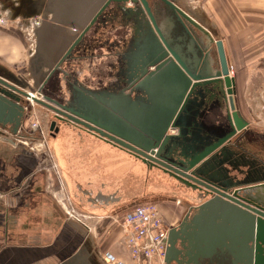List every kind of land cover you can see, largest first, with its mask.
<instances>
[{
    "label": "crops",
    "instance_id": "0c3cea01",
    "mask_svg": "<svg viewBox=\"0 0 264 264\" xmlns=\"http://www.w3.org/2000/svg\"><path fill=\"white\" fill-rule=\"evenodd\" d=\"M148 1L153 10L155 0ZM102 2L106 3V0H49L32 3L34 9L40 6L42 12L47 8V12L53 15V20L45 23L43 32L39 35L38 54L36 56L34 52V59L30 61V81L27 79L30 86L32 73L52 71V67L48 69V64H55L54 59L60 53L57 50L64 47V40L72 35L69 17L71 12L82 9L86 3V6L100 7ZM177 6L199 23L179 4ZM163 15L162 8H158L156 21L162 20ZM100 19L98 25L91 27L69 58L60 65L62 73L72 75L71 80L78 72L76 79L94 90L112 88L118 73L136 72L154 56L153 51L149 52L145 36L140 33L134 20L127 15H118L114 4L107 7ZM196 34L203 37L200 33ZM209 34L216 42L211 32ZM240 41V38L239 41L233 38L231 41L224 39L222 43L228 71L231 72V66L237 74L235 79L231 77L235 109L247 124V129L230 137L231 127L227 122L228 109L225 103L207 95L214 93L211 87L200 88L198 91L196 88L188 99L185 110L178 116L176 127L173 129L170 126L166 131L170 141L166 145L164 157L170 161H191L207 148L226 138V142L230 141L233 146V151L246 153L248 159H251L248 155L253 156L258 161V166L260 164L264 167V128L261 126L264 120V84H261L264 80V48L259 51L260 56H248ZM36 46L35 44L37 49ZM55 51L58 54H55ZM0 61L4 65L14 67L11 60L2 58ZM153 70L154 68L149 69L150 72ZM52 73L42 83L38 95L61 104L67 79L65 81V77L57 71ZM160 73L156 77H159L158 87L160 82L164 83L166 71L162 70ZM111 104L117 105L118 101ZM136 104L144 106L146 115L143 124H147L148 102L141 101ZM142 127L144 131L147 125ZM3 128L8 130L9 127ZM28 130H32L29 125L26 134L31 135ZM16 136H23L22 129L18 130ZM38 146L40 145H37L39 154H32L8 139L0 140V194H3L0 197L4 200V203L0 201V264H131L130 256L123 249L121 231L116 227L107 237L104 236L115 226L112 218L119 215V209L120 212L130 211L137 203L150 199L153 195L161 196L162 193H151H156L161 187L170 190L165 176L158 170H150L124 150L84 130L64 129L51 136L46 146L50 155L45 154ZM173 152L178 155H173ZM257 154H261V157ZM106 163L110 167L106 168ZM115 167L124 168V174L116 176ZM128 180L133 181L128 184ZM26 181V192H13L19 190ZM62 182L67 186L69 194H77L86 202L83 206L79 205V211L103 217L96 226V232L105 230L99 238L103 239L100 244L95 242V237L89 238L81 229L73 227L74 224L65 219L53 199L54 197L59 201L53 188L63 184ZM47 185L52 188L53 197L45 191ZM184 188H175V191L193 193L192 190ZM128 191L131 195H126ZM163 194L170 195L166 191ZM172 195L183 200V196L178 193ZM95 200L102 204L93 206L92 201L96 202ZM173 203H159L158 209L168 224L176 226L186 216V212L179 204ZM222 225V248H234V258L241 260L240 263L243 264L245 252L240 242L243 226L233 227L239 244L238 241L231 243L229 240V228H232L230 224L224 222Z\"/></svg>",
    "mask_w": 264,
    "mask_h": 264
},
{
    "label": "water",
    "instance_id": "95a60500",
    "mask_svg": "<svg viewBox=\"0 0 264 264\" xmlns=\"http://www.w3.org/2000/svg\"><path fill=\"white\" fill-rule=\"evenodd\" d=\"M176 1L155 0L152 10L148 0H133V3L137 4L136 8L127 7V0H106V3L102 2L100 7L86 6L88 5L86 3L82 9L72 11L69 17L73 33L64 40L66 41L64 47L57 50L60 53L54 59L55 64H48V69L52 67V71L63 75L65 81L68 76L60 71V65L69 58L73 49L82 42L91 27L94 24L98 25L104 11L112 4L121 8L125 15L134 20L140 33L145 36L149 52L153 51L154 56H151L147 60L149 62L136 72H130L127 76L125 74V78L128 79L121 82L125 85L124 89L119 90L120 88L115 86L114 89L94 90L82 84L71 90L68 94L69 102L63 106L49 98L38 97L42 86L38 79L33 81L34 87H31L27 81L0 70V126L10 127V133L16 136L22 120L31 115L32 105L35 104L52 112L58 116L57 118L80 126L111 142L114 146L130 152L150 170L158 169L207 196L198 207L191 208L184 218L187 228L197 229L200 236L197 239L198 246L207 247L206 254L201 255L203 258L207 256L210 258L221 250L219 248H222L223 243V236L221 237L223 227L220 226L227 222L232 227L229 228L231 243H237L239 239L234 232V225L243 226L240 241L245 252L243 264H264V167L260 164L258 166L256 160L247 159L244 153L233 151L231 149L233 146L230 141L226 142V138L207 148L191 161L175 163L164 157L166 145L170 141L166 131L170 126L173 129L176 127L178 116L185 110V105L196 88L198 91L200 88L211 87L215 93H220L218 102H224L228 109L230 137L247 129V124L235 109L232 79L228 75L223 43L218 40L215 42L205 28L178 8ZM158 8H162L164 15L163 19L157 22L154 13H157ZM36 11L39 14L42 8L38 6ZM95 13L96 16L93 18ZM79 19L81 20L78 21ZM44 26L45 23L39 22L34 32L36 38L38 37L36 56L40 45L39 35L43 32ZM196 33H200L203 37ZM57 51L55 54H58ZM150 68L154 70L150 72ZM162 70L166 71L165 76L173 86L175 85L171 88L173 99L171 98L169 104L165 105L162 102V106L156 108L149 97L141 94L146 91L145 84L154 81ZM52 71L44 75V80L53 74ZM133 94L134 96L131 97ZM108 95L112 98L128 99L133 104L147 101V124L142 123L147 125L144 131H142L144 126H137L138 121L133 117H129L124 123H119L114 118L104 116L100 111L91 110L88 107L89 102L85 103L86 100ZM165 100L166 98L162 101ZM150 104L153 107L149 106ZM173 155L178 154L173 152ZM231 172H236L243 179L238 180L231 176ZM191 212L194 214L189 217ZM177 229L181 230L180 226L172 228L170 233L175 234ZM180 242L181 249H184L180 251H186L185 241L181 239ZM168 252L167 249L166 264L171 261ZM220 252L223 253V250ZM228 253L234 255L236 251L229 250ZM181 257L182 255L180 259L174 258V261L177 264H201L203 260L199 256L189 258L187 251L186 255Z\"/></svg>",
    "mask_w": 264,
    "mask_h": 264
},
{
    "label": "rangeland",
    "instance_id": "374dc122",
    "mask_svg": "<svg viewBox=\"0 0 264 264\" xmlns=\"http://www.w3.org/2000/svg\"><path fill=\"white\" fill-rule=\"evenodd\" d=\"M176 3L179 4L187 13L193 16V18H195V20L199 22L198 24H201L203 28H206L209 32H211V34L216 40L222 42V40L224 39L225 41L226 40L231 41L233 38H236L239 41L240 38L241 40L240 43L242 46H244L243 49L244 51H246V54H248V56H251L253 54L258 55L259 51H261L264 48V0H177ZM126 6L131 8H136L137 4L136 3L129 4L127 2ZM116 13L121 16H126L125 12H123V10L117 6H116ZM109 16L107 15V17ZM133 17H136V15H133ZM7 19L8 18L6 15L0 16V59L3 58L8 61L11 60L10 62L13 63L12 66L14 67H10L9 65H4L1 61H0V66L3 69L7 70L8 72L10 71L16 78L18 77L21 80L28 79L30 81V76H29V68H31L30 61L32 60V57L34 55L35 52L34 48L36 44L34 32L38 28L39 21L38 20L31 21L29 19L26 25H24L25 22L23 21L17 20L11 22V21H6ZM259 56H257V59ZM229 68L231 71L230 74L232 79H235V76L237 74L234 72V69H232L231 66H229ZM71 77L72 75L68 76L67 80H69ZM126 79L128 78H125L124 73L123 74L118 73L116 76L115 83L112 84V88H108V89H114L115 86L118 89L120 88L119 90L124 89L125 85L124 84L122 85L121 82ZM29 81L28 83H30ZM69 81H71V79ZM263 82L261 84H264ZM160 83L161 85L159 87L157 86L158 79H156L155 81H150L148 82V84L146 83L144 87L146 91L145 93L141 94V96L149 97L151 103L154 106H156V108L162 106L161 104L162 102L165 105L169 104L170 101L173 99L171 88L174 87L175 85L173 86V83L167 79V76H165L164 83L162 82ZM262 94H263L262 95V99H263L264 92ZM207 95L210 96L211 98L218 99L220 93L219 94L218 92L216 93L214 92L213 94L207 93ZM132 96H134V94L131 95V97ZM164 98H166V100L162 101ZM114 101H118V104L117 105L111 104V102ZM87 102H89L88 107L91 110L96 112L100 111V113L103 114L104 116L109 118H114L115 121L119 123L121 122L124 123L126 120L129 119V117H133L135 121H138L137 126L141 127L142 123L145 120L144 115L146 114H145L144 106L140 104L132 105V102H129L128 99H124V98L119 99L117 97L112 98L111 96L108 95V96H103L102 99L93 98L92 100H86L85 103L87 104ZM153 105L150 104L149 106L153 107ZM127 106L128 107L130 106L133 110H131V108L130 109L127 108ZM31 109H32L31 115L25 117L23 127L21 128L23 132V136H22L23 138H19L18 136H12L9 133H5L7 135L6 140L8 139L12 143L14 142L15 145H21V147L26 149L28 152H31L32 154H39V151L33 148L34 144L35 145L39 144L40 146H38V148L40 149L41 147L45 152V154L50 155L46 146H47V142L51 139L50 138L51 135L48 138V135L46 134L48 132L46 126H48L49 122L53 119V115L51 112H48L44 108L37 106L35 104L32 105ZM33 122L36 123L37 125L36 128L31 131L28 130V132H31V135H33V138L31 139L24 138L25 135L26 137L29 136V134H26V131L28 129V125L31 126ZM262 123L263 124L261 126L264 128V120L262 121ZM37 138H39L40 140ZM0 140H5V137L3 138L0 137ZM105 167L107 168L110 166H108L106 163ZM114 170L116 176L120 177L124 174V168L115 167ZM59 177L60 179L58 180L60 182L61 176ZM27 181L26 183H23V185L19 190L13 192H18V193L20 192L21 194L26 192V186L28 185ZM132 181L133 180H128L127 183L130 184ZM153 182L155 183L157 181H153ZM51 189H52L51 187L48 188V185L45 187V191H47L53 197L54 193H52ZM53 189H55L53 191L57 193L58 195L57 199L61 201V204L63 200H64L63 202H65L66 198H68L69 201H71V203L73 202L72 204L74 208L82 215H85L89 218L96 217L79 211V209L77 208L78 206L75 204V201L71 199L70 194L68 193L67 190V186L64 183L58 184L57 187L54 186ZM123 189H127V188L123 187ZM160 189H158L156 193L154 192L151 193L152 194L162 193L161 196L153 195L151 196L150 199H145L137 203V206H139L138 204L140 205L154 204L158 206L159 203L166 204L169 202L170 203L174 202L176 204H179V206L183 207V210L187 214L191 210V208H193L197 203H199V201L203 200L200 199L198 202L196 201L194 203H186L185 201L181 200L180 197H175L172 194L165 196L163 194L164 192ZM169 191L167 192V194L169 193ZM127 194L131 195L129 191L126 193V195ZM0 195L3 196V194ZM5 196L8 197L9 194L7 195L5 194ZM53 199L56 202V204L59 206L65 219L69 221L66 218L61 208V205L57 203V200L54 197ZM0 201H2L1 203H4L2 197H0ZM119 210L117 212L119 213V215L113 216L114 218L115 217L120 218L131 211V210L130 211L127 210L126 212H124L123 210H121L120 212ZM97 218L101 219L98 223H95V221H88L89 219L86 220L85 218L82 220L84 224L88 226V230L86 225L85 227H83L81 224H77L73 221H69V222L71 224L72 223L74 224L72 225L73 227L81 229L87 236H89V238L95 237L94 239L95 242L100 244L103 239L100 240L99 238L102 237L101 234H103L105 230H103L101 233L96 232V226L102 221L103 217L98 216ZM168 225L170 229L177 226L170 224ZM111 228L112 229L109 232H107L104 238L107 237L108 234L111 233V231H113L116 228V225ZM129 256L132 264L133 259L131 255ZM106 257L108 258V256ZM141 264H147V263L143 260Z\"/></svg>",
    "mask_w": 264,
    "mask_h": 264
},
{
    "label": "flooded vegetation",
    "instance_id": "af4514ba",
    "mask_svg": "<svg viewBox=\"0 0 264 264\" xmlns=\"http://www.w3.org/2000/svg\"><path fill=\"white\" fill-rule=\"evenodd\" d=\"M39 1H45L46 2V1H49V0H0V16L6 15L7 18H8L6 21H12V20L23 21V22H25L24 25H26V23H27V21H29V19L31 21L32 20H34V21L38 20L39 22H42V23H46L47 21L53 20V15L50 14L49 12H47V11H43L40 14L36 13L37 11H36V9L33 8V6H32L33 4L32 3L34 2V4H36ZM50 2H51V0H50ZM30 7H32V8H30ZM154 15L156 16L157 13L156 14L154 13ZM95 16H96V13L93 15V18ZM92 20L93 19H91V21ZM94 25H96V24H94ZM36 41H37V39H36V36H35V42ZM0 70L3 73H6V72L9 73L7 70H5L3 68H0ZM47 73H49V72H47ZM47 73H40V72L32 73L31 76L34 77V80L32 79L31 87H34V82L33 81H35L36 79H38V81L40 82V85H42V83L45 81L44 80L45 79L44 75L47 74ZM77 75H79L78 72L76 73V76ZM76 76H74L71 81H69V82L67 81L66 90L63 93L62 101H60L62 106L69 102L68 94H70L71 90L72 89H76V88H78L79 86L82 85V83L80 81H78V79H76ZM126 76H127V74H126ZM24 81H27V79L24 80ZM27 83H28V81H27ZM38 97L43 99L42 96H40V95H38ZM52 115H53V119L49 122L48 126H46L47 130H48V132L46 133L48 135V138L50 137V135L51 136L57 135L59 133V131H62L64 129H77V130H84V131L88 132L87 130L83 129L80 126L74 125V124H72V123H70V122H68L66 120L61 119V118H57L58 116H56L53 113H52ZM24 119L22 120L21 127L19 128V130H21V128H22ZM41 122H42V120H41ZM3 129H5V128H3ZM9 129H10V127L8 128V130L7 129H5V130L10 132L11 129L10 130ZM24 137L28 138V139H31V138H33V135L29 134V137H26V135ZM19 138H23V137L20 136ZM98 138L103 140V141H105L106 143L114 146L111 142H109L107 140H104V139H102L100 137H98ZM115 147H117V146H115ZM117 148H119V147H117ZM122 150H124V149H122ZM124 151L127 152L128 154H130L131 156H133L130 152H128L126 150H124ZM248 156L251 157V159H249V160H251V161L256 160V159L253 158V156H251V155H248ZM257 156L261 157V154H257ZM138 161H140L143 164V162L141 160H138ZM238 161L240 162L241 160H238ZM145 166H147V165H145ZM152 170H158V169L153 168ZM158 171L163 176H165V179H166L165 181L169 182L170 188H171L170 191H169V189L167 187H161L160 186L163 189V192L164 191H166V192L169 191L170 194H172V193L177 194L178 193V194L183 196V201H185L186 203H194L196 201L198 202L200 199L202 200V199H206L207 198V196H205L204 193L199 192L198 190L192 189L190 187H187L186 185L182 184L181 182H178L175 178L169 176L168 174H166V173H164V172H162L160 170H158ZM232 175L234 177H236L238 180L243 179L242 176H240L236 172H233V173L231 172V176ZM184 187L187 188V189L192 190L193 193H188V192L182 193L181 191H177V190L175 191V188L177 189V188H184ZM151 192H153V191H151ZM232 192H233V190L230 191V194H232ZM240 195H242V194H240ZM70 197H71V199H73V201H75V204L78 207H79V205L83 206V204L86 203L84 200H82L80 197H78L77 194H70ZM95 201L96 202L92 201L93 202L92 203L93 206H96L98 204H102V203H99L98 200H95ZM200 202L201 201H199V203H197L194 207H198L201 204ZM193 214L194 213L191 212L189 214V217H191ZM184 218H185V216H184ZM184 218L177 224L176 227H174V228H178L180 226L181 230L177 229V231H175L176 232L175 234L174 233L173 234L170 233L172 228L168 231V234H167V244H168L167 245V249L169 250V252H168L169 259H171V261L168 264H177L174 261V258L180 259L179 258L180 255H182V257H183L184 254L186 255V251H187V253L189 252V258H194L195 256H199V258H203L201 255L206 254L205 250L207 249V247L205 245H202V247H199L198 244H197V239L200 237L199 234H198L197 229L187 228L186 224H184ZM203 236H205V235H203ZM181 239L185 241V244H186V247H187L186 251H180V250H184L183 248L181 249V244H180L181 243L180 242ZM171 243H173L174 245H172ZM179 244H180V246H179ZM219 249L223 250V253H221L220 252L221 250H219L218 253L215 254L214 256H212L210 258H207L208 256L203 258L201 264H235V263L236 264H241L240 263L241 260H237V258H234L233 255H229V253H228L229 249L228 250H225V248H219ZM232 250H234V248H232ZM182 261H184V259Z\"/></svg>",
    "mask_w": 264,
    "mask_h": 264
},
{
    "label": "built area",
    "instance_id": "2783aa9c",
    "mask_svg": "<svg viewBox=\"0 0 264 264\" xmlns=\"http://www.w3.org/2000/svg\"><path fill=\"white\" fill-rule=\"evenodd\" d=\"M127 2L132 4L133 0H127ZM36 126V123L33 122L31 128L35 129ZM5 133L9 132L0 126V137H5L6 139L7 135ZM33 148L37 150V145L34 144ZM52 167L54 168V165H52ZM63 201L62 204L60 200L57 201V203L61 205L69 221H73L85 227L86 224L82 221L84 218L86 220L89 219L88 221H95V223L101 220L97 217L89 218L82 215L74 208L68 198H66L65 202ZM112 221L121 231L122 245L128 254L131 255L133 259L132 264H141L143 260L147 264H166L165 258L168 245L167 234L170 227L163 219L158 206L154 204L139 205L120 218L113 217ZM86 227L88 230L87 225Z\"/></svg>",
    "mask_w": 264,
    "mask_h": 264
},
{
    "label": "bare ground",
    "instance_id": "6f19581e",
    "mask_svg": "<svg viewBox=\"0 0 264 264\" xmlns=\"http://www.w3.org/2000/svg\"><path fill=\"white\" fill-rule=\"evenodd\" d=\"M230 73H231V72H229V74H228V75H229V77H230V79H231V74H230ZM13 143H14V142H13ZM229 248H230V247H229Z\"/></svg>",
    "mask_w": 264,
    "mask_h": 264
}]
</instances>
